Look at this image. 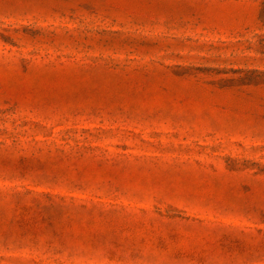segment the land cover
I'll return each mask as SVG.
<instances>
[{
    "label": "rangeland",
    "instance_id": "374dc122",
    "mask_svg": "<svg viewBox=\"0 0 264 264\" xmlns=\"http://www.w3.org/2000/svg\"><path fill=\"white\" fill-rule=\"evenodd\" d=\"M0 264H264V0H0Z\"/></svg>",
    "mask_w": 264,
    "mask_h": 264
}]
</instances>
